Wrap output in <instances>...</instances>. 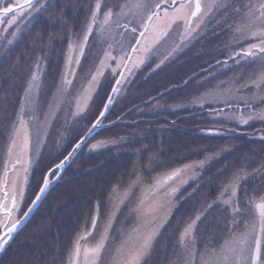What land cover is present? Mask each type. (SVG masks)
<instances>
[{
    "label": "snow or ice",
    "instance_id": "obj_1",
    "mask_svg": "<svg viewBox=\"0 0 264 264\" xmlns=\"http://www.w3.org/2000/svg\"><path fill=\"white\" fill-rule=\"evenodd\" d=\"M52 6V0H0V25L8 26L2 31L7 33L16 25L10 33L11 38L0 35V41H6L5 48L20 37L22 29L18 21L42 16ZM87 11L89 15L83 30L72 33L69 39L63 71L46 110L41 113L40 100L46 60L37 55L14 113L15 119L8 126L0 171V253L5 252L13 234L53 183L60 179L74 154L94 134V130L101 127L109 106L114 103L113 95H108L102 110L71 151L59 163L48 167L40 177L31 206L19 215L35 158L40 156L52 122L67 102L69 90L77 80V70L84 71L81 60L88 58L86 50L91 47L90 36L98 37L101 42L114 43H107L98 66L94 71L89 69L80 83V90L73 98V119L85 111L106 71L113 78L119 77L111 87V93L118 95L123 82L134 74L133 69H139L153 58L159 60L155 65L159 68L215 20L217 26L223 22L231 33L223 45L226 59L216 60V64L229 71L233 68L238 71L227 80H219L206 88L191 102L201 107L209 102L222 103L228 111L212 108L210 114L225 117L239 125L264 124V0H123L111 5L106 0H94ZM218 15L220 19H216ZM48 16L51 18L52 14ZM173 34L175 40H172ZM53 39L59 38L49 37V44ZM114 44L116 55H113ZM120 69H125L127 74ZM209 75L215 79V73ZM207 82L206 77L204 83ZM110 123L115 124V121ZM224 131L235 132L238 129L225 127ZM244 134L264 141V127ZM59 138L63 140L62 133ZM108 143L115 141L98 140L90 150ZM155 159V154L149 157L150 166ZM207 159L209 157L158 173L150 178L149 183H145V177L134 169V179L126 185H113L106 201L94 203L92 214L84 218L72 240L67 264H146L160 230L168 223L176 193L189 179L199 175L197 169H202ZM262 172L264 165L251 173L241 167L225 177L218 186L215 200L202 204L192 216L181 221L170 264H264V196H249L245 186L250 175ZM136 189H141L139 197L135 196ZM132 201H135V207L129 213L131 222H127L128 217L124 221L119 220L122 208ZM214 205L222 207L227 214L220 218L225 232L220 235L223 242L219 245L213 244L212 237L205 240L197 235L198 222Z\"/></svg>",
    "mask_w": 264,
    "mask_h": 264
},
{
    "label": "trees",
    "instance_id": "obj_2",
    "mask_svg": "<svg viewBox=\"0 0 264 264\" xmlns=\"http://www.w3.org/2000/svg\"><path fill=\"white\" fill-rule=\"evenodd\" d=\"M75 2L76 5L80 4L78 0H75ZM54 4L58 3L54 2L53 5ZM60 10H62L61 15L67 20L68 16L72 15V13L64 7H58V11ZM47 11H49V7ZM76 11L74 14L77 13ZM46 14L47 12L44 15ZM44 15H38L36 20L42 19L44 22ZM71 21L72 20H69V22ZM28 29L29 32L31 29L30 27ZM198 37H200V35ZM198 37L194 40H198ZM21 41L17 43L15 47L7 51L8 53L4 59L0 60V93L3 95L4 92L10 89V92H14L15 95H17L15 98H19L21 94L16 93L13 89L24 84V77H26V70H28V63L23 62L21 59L14 58L13 55L14 52L20 48L22 44ZM155 60L156 59L153 58L151 62H148V67L154 65ZM211 60H208L206 63ZM8 63H19V65L17 69L14 68L11 70L12 72L8 70V74H5L4 70L6 68L4 67H6ZM50 64L51 62H48L46 65L47 68L45 69L42 80L41 93L44 85L47 83L49 88L52 87L51 82L54 77L56 78V74H60L58 68L55 70ZM203 65L204 64H200V67H203ZM165 68L166 66L156 71L154 70V72L151 73L152 77L157 79L156 75L164 72ZM177 68L178 70H185L184 67ZM170 70L173 71V67ZM232 71L236 72L238 70ZM223 74L227 73L225 72ZM101 81L102 80H100L96 92L92 95L93 99L98 94V104L91 107L92 99L89 101L88 107L85 110L92 109L91 112L88 111V116H84V114L81 113L78 122L83 125L79 132L73 133L70 139L71 144L64 146L66 148L61 152L60 156H43L44 152L49 149L48 139L52 137L51 132L48 134V138L41 149L40 156L37 157V161L33 167V173L27 190L28 194L24 201V209L28 207L30 201L37 192L38 181L40 177L45 174L47 168L54 163H58L63 158L71 149V145L81 137L84 130L92 124L99 111L102 110L104 98L103 93L101 95L99 94ZM156 81L159 82L161 79H157ZM192 81L187 83V90L191 88ZM179 82L181 83V81H177V83ZM131 84L132 83L129 82L127 84L128 86L125 85V88H123L127 91ZM170 84H172V82L166 84L161 89L166 88ZM142 87L144 86L141 85L140 88ZM159 90H155L150 94L146 93L144 95H139V97L136 93L134 95L129 93L130 96H122L123 98L121 97L119 99H117V96L116 99H114V108L112 106L110 109L107 120H113L118 115L122 114L124 109L132 107L135 103L145 101V99L155 95ZM16 103L13 111L10 113V116L13 118L15 117V108L18 109ZM73 107L75 108V104ZM119 109L120 111H117ZM166 115L172 119L177 117L169 113H158L156 115H151L153 118H156L155 121H142L135 125L127 124V128L124 129L121 127L120 129L117 128L112 130L110 128L103 130L100 134L104 132H112V135L126 133L128 139L121 143V147H126L128 151L124 154H116L107 149H104L102 154H98L94 151L91 153L83 151L63 175L61 178L62 180L51 187V192L45 198L40 208L35 212L36 214L32 217L28 225L23 228L13 242L10 243L9 257L13 262L12 264H65L64 256L71 248L72 240L76 232L79 231V225L84 223L85 217L92 214L94 203L96 201H101V203L106 201L113 185L118 183L125 185L130 179H133L136 160H139L140 165L145 169L147 166L146 158L153 154H159L162 157V160L157 163L158 166L156 165V170H159L160 168L174 164V161H178L182 164L190 163L191 161L205 160L206 157H209L202 170L199 171L200 175L182 190V196L176 209L169 217L168 223L161 229L160 235L154 245V250L146 261V264H170V260L174 253V245L176 244L178 233L182 227L181 221L192 216L202 204L215 200L219 184L225 177L230 176L232 172L238 168L245 167V169L251 173L253 169H255L256 163L257 165H264V141L258 138H252L250 135H245L244 133L246 132H225V128L204 126L203 124H210L212 120H199L197 116L191 115L189 119H178L174 122L169 120V118H164ZM254 124L260 125L259 122H255ZM53 127L54 126L50 129ZM70 127L67 129V132ZM135 127L139 128V132L142 133L134 136L132 129ZM237 127L242 131L246 128L244 125ZM7 129L8 127H6V124L0 126V148L4 146ZM209 129H212V131H209ZM145 146H147V150H145ZM137 149L140 151L137 152ZM257 184L264 186V174H254L247 178L245 186L248 189L249 196L257 195ZM226 215L222 207L214 205L213 208L209 209L205 216L202 217L201 221L198 222L199 231L197 235L205 238V240L208 237H212L214 245L222 243L223 241L220 239V235L225 232V229L223 228L220 218ZM42 229L44 230L43 233ZM2 257L3 256H0L1 260H3Z\"/></svg>",
    "mask_w": 264,
    "mask_h": 264
},
{
    "label": "rangeland",
    "instance_id": "obj_3",
    "mask_svg": "<svg viewBox=\"0 0 264 264\" xmlns=\"http://www.w3.org/2000/svg\"><path fill=\"white\" fill-rule=\"evenodd\" d=\"M56 1H58V0H56ZM56 1L54 0L53 3ZM78 1L80 2L79 5H76L75 0H62V4H63L62 6H64V7L67 6V9L69 10V12L72 13L71 16H68V21L72 20L71 22H69L68 27L70 29L71 28H74V29L79 28L80 29L79 32H81L83 30V26L86 22V17L89 15L87 9L89 8V6L91 4L94 3V0H88V1L78 0ZM106 2L109 5H111L112 3L123 2V0H106ZM75 11L77 12L76 14H74ZM49 13L52 14L51 11ZM49 13H47L46 15L43 16L44 22L42 20H40V21L38 19L36 20V18L35 19H23L22 21H18V25L22 29V31L20 33V37L12 45H8L7 48H5L6 41H4V43L2 45V49L0 47V59L1 58L4 59V57L8 53L7 51H9L12 47H15V45L22 40L21 41L22 44L20 45V48H18L13 54L14 58L21 59V60H23V62L28 63V66H27L28 70H26V74H25L26 77H24V82H23L24 84H22L21 86H17L16 88L13 89L16 93H20L21 96L23 94V90H24V87L26 85V81H27V79L31 73V70H32L31 66H32L33 62L35 61L37 55H41L45 58V60L47 62H51L50 65H52L55 68V70L58 68V71H60V73L63 71V67H64L63 64L65 62V58H64L65 53L62 52V54H59L57 52L58 49H56L54 47V44L48 43V41H49L48 37L50 36V32L55 31V29L58 25V22L61 20L63 21V19H57V17H60L61 12H60V15H54V16L52 15L51 18H49V16H48ZM216 19H220V16L218 15L216 17ZM33 23H37V24H33ZM210 25H211V32L214 33L215 38L213 40L206 42V43H209V47H207V48L211 51L216 49L214 52L215 59H219L221 57L226 58V56L224 55L223 45L226 42H228L231 33L226 29L223 22L219 26H217L215 24V20H212L211 23H208V28ZM5 27H8V26L6 24L0 26V35L11 38L10 33L15 30L16 25H13L11 28H9L7 33L2 31V29ZM29 27L31 30L28 32ZM51 27H54V29H52ZM207 32H208V30H205L203 33H207ZM202 34H200V36ZM24 35H26V36H24ZM37 37L43 40L42 48L40 50H37V45H36L37 40H35ZM117 37L119 38V36H117ZM117 37H116V39H118ZM175 39H176L175 34H173L172 40H175ZM108 43H114V41H108ZM195 45H196V41L194 39L191 40V42L188 43L186 47H183L182 51H178L176 54H174L173 57H171V58H169V60L165 61V63L163 65H161L159 68L155 67V65L157 63H159V62H156L154 65V69L152 70L151 73H153L154 70L156 71L158 69H161L162 67H165L167 64L175 61V58H179L181 55H182L181 58L185 59V60L187 59V57L193 56L194 55L193 53H195L197 51V46H195ZM207 46H208V44H207ZM54 49H56V50H54ZM106 49H107V43L105 44V49H102L101 51L99 49V52H97V53L94 49L90 48L88 50V54H87V56L90 59L89 63L93 64L96 60H98V62H99V60L103 57V52ZM47 51H48V54H47ZM115 51L116 50H115V44H114L113 55H114ZM2 53H3V55H2ZM179 54H181V55H179ZM224 58H221V59H224ZM197 64H199L198 61L196 62V65ZM18 65H19V63H13V64L8 63L6 65V67H4V68H6L5 69L6 71L4 70L5 74H8L7 73L8 70L11 71L14 68L17 69ZM113 66H115V65H113ZM87 68H88V66H87ZM87 68H86V70H87ZM171 68L172 67H166L164 69V72H162L161 74L158 75V77L161 79V81L155 83V85L152 86V88H150V90L147 91L148 94L153 93L157 89H161L166 84L171 83V82H172V85L176 84L177 81H181V83L185 82L186 79L188 78L187 73H189L190 72L189 70L193 67H191V68L187 67L186 70H178L177 67L173 66V71L170 70ZM223 69L224 68L219 67L212 72L208 71L209 72L208 74L199 75V77L197 78V79H199L198 83H196V81H193L192 88H190L188 90H187L188 87L173 89L171 91L166 92V94H163L162 96L155 98V100H153L149 103H145L143 106L136 108L133 111H131L129 116H128V119L129 120H135V119L143 120L148 115L156 114V112H160V111H167V110L173 111L174 110L177 112L176 107L178 105L184 106V104L189 102V100L191 99V98H188L190 94L197 93L199 90L201 91V93H203L206 90V88H209V87L215 85L217 81L227 80L229 77L233 76L235 73V72H230L227 74H221L219 71H222ZM136 70L137 69H133L134 74L128 76L127 80L123 82L124 83L123 86L127 85L131 80H133V77L136 73ZM120 71H121V69H120ZM87 72H88V70H87ZM210 73H215V74L218 73V76L216 75L215 79H212V77L209 75ZM108 75H110V74L108 71H106L104 74L105 78H108ZM103 77H102V79H103ZM206 77H207L208 82L204 83ZM197 79H195V80H197ZM55 81H56V78L54 77L53 81L51 82L52 87L49 88V86L46 83L43 87L42 93H40L41 113L46 110L47 102L51 99V95L55 91V87L58 83ZM77 81H78L77 83L80 82L79 80H77ZM201 85H203V86H201ZM76 88H77V90H76ZM73 90H76L78 92L80 90V84H79V86H75V88L73 85V88L69 90V93H70V91H73ZM15 96H17V95H15L14 92H10V89L7 90L6 92H4L3 95L0 93V126L1 125L4 126L6 124V127H8L10 125L11 121L15 119V117L13 118L10 116L11 115L10 113L13 111L16 101H17V103H16L17 107L19 106V101L21 98V96H19V98L18 97L15 98ZM68 96L69 95H67V97H66L67 101L69 98ZM17 98H18V100H17ZM178 98H181V99L188 98V100L185 101V103H179L178 102L177 104H172L173 103L172 101H177ZM209 103H205L204 106H206L208 108L224 106L222 103H210V104ZM192 104L193 103L191 102L190 105H192ZM15 109L17 110V108H15ZM179 109H181V108L179 107ZM16 110H14V111H16ZM74 110H75V108L73 109V111ZM87 111L88 110H85L82 113L85 115L86 114L85 112H87ZM72 112H71V107L68 106L67 103H65L62 106V111L57 113L56 119L52 122V126H54V127L52 129H49V133L50 132L52 133V135H51L52 137H50L48 139L49 149L44 152L43 156H50V155L60 156L61 152H63L65 150L64 146L71 144L70 143L71 140L69 141L70 135L74 132H78L80 130L81 126L83 125L82 123L79 124V122H78L79 116L75 118L77 120H73L72 115H71ZM41 119H43L42 115H41ZM232 122L237 124V122H235V121H232ZM260 125H262V124H260ZM70 126H75V127H73L72 130L69 131V135H68V134H66V130ZM126 126L127 125H115L111 129L112 130L117 129V128L120 129L121 127L124 129V128H127ZM252 126L253 127L254 126L259 127L256 124L251 125V127ZM139 131H140V129L137 127L132 129V133H134V136L136 134L138 135L140 133ZM61 133L63 134V140H60V138H59ZM110 134H113V133L111 132ZM122 137L124 138V140H123L124 142L126 139H128L127 135L122 136ZM47 138H48V136H47ZM120 138H117V139H120ZM103 139H106V138H103ZM100 140H102V139H100ZM5 143H6V140H4V145H5ZM107 145H109V143ZM90 147H91V144H90ZM109 148H112L114 150L113 152H115L116 154H124L125 152L128 151V149L126 147H120V146H114V147H109ZM87 149H90V148L88 147ZM0 150H2V151H0V156H1L0 157V171H2L3 162H4V146L2 148H0ZM146 159H147V161H149V157H147ZM36 161H37V157L35 158V163H36ZM154 161L155 160L152 161L151 166L149 165V162H148V167L146 168L148 170H146L145 172L142 170V165H140L139 160H136V163L134 164L135 165L134 169L139 170L141 172V174L145 177V183H149L150 178L154 177L158 174L155 170L156 164L154 163ZM35 163L33 164L32 169H33ZM261 165H263V164L257 165V163H256L255 169L260 168ZM32 173H33V170H32ZM159 173H161V172H159ZM262 174H264V172H262ZM30 178H31V176H30ZM133 179H134V175H133ZM189 180H191V179H189ZM27 192L28 191H26V194H27ZM140 195H141V189H136L135 190V196L139 197ZM260 196H264V186L257 184V195H256V197L259 198ZM108 197H109V195H108ZM108 197L106 199H108ZM176 202H177V200L174 197V203H176ZM134 207H135V201L128 203L127 207H123L121 210V213L119 214V220L124 221L125 217H128L127 222L130 223L131 217L129 216V213H130V210ZM172 209H171V212L173 211ZM170 215H171V213H170ZM117 227H119V224L117 225ZM43 231L44 230L42 229V233H43ZM160 232H161V230H160ZM68 252L69 251H67V254H65V256H64L65 262H66V259L68 256Z\"/></svg>",
    "mask_w": 264,
    "mask_h": 264
},
{
    "label": "flooded vegetation",
    "instance_id": "obj_4",
    "mask_svg": "<svg viewBox=\"0 0 264 264\" xmlns=\"http://www.w3.org/2000/svg\"><path fill=\"white\" fill-rule=\"evenodd\" d=\"M53 2V1H52ZM58 4H54L53 5V7H49V11H47V13H49L50 11L52 12V15L54 16V15H60V12L62 11V10H60V11H58V7H64V6H62L63 4H62V0H58V1H56ZM60 4V5H59ZM66 10H67V6H65L64 7ZM69 11V10H68ZM60 17H62V19H63V21L61 20V21H59L58 22V25H57V27H56V29H55V31H52V32H50V36L49 37H53V38H56V37H58L59 39H53L52 41H51V43H53L54 44V47L56 48V49H58L57 50V52L59 53V54H62V52L63 53H66V51H67V48H68V42H69V39H70V37H71V35H72V33H79V28H77V29H74V28H69L68 26H69V21L66 19V18H64L63 17V15H60ZM39 21L40 20H42V19H38ZM52 29H54V27H51ZM207 30H208V32L207 33H203L200 37H198L199 39L198 40H196V45L195 46H197V51L195 52V53H193L194 55L193 56H191V57H187V59L185 60V59H182L181 57L182 56H180L179 58H175V61H173V62H171V63H169L168 65H166V67H173V66H176V67H184L185 68V70L187 69L186 67H188V68H191V67H193V68H191L189 71V73H187V76H188V78H190V77H192V76H195L194 78H192L190 81H196V83H198V81H199V79H197L198 77H199V75H202V74H208L209 72L208 71H210V72H212V71H214L215 69H217V68H219L220 66L219 65H217L216 64V60H224V59H226V58H224V57H221V58H224V59H221V58H219V59H215V57H214V52H215V50L216 49H214L213 51H211V50H209L207 47H209V43H206L207 41H210V40H213L215 37H214V33L213 32H211V25L209 26V28L207 27ZM94 36H95V32H94ZM49 37H48V39H49ZM118 38V37H117ZM119 39V38H118ZM197 39V38H196ZM35 40H37L36 41V45H37V50H40L41 48H42V43H43V40L42 39H40V38H36ZM3 43H4V41H0V47H1V49H2V45H3ZM48 43H49V41H48ZM107 43H108V41H107ZM171 43V41H169V44ZM105 44H106V42H101L100 40H99V38L97 37L96 39H94L92 36H90L89 37V45H91V49H94L95 51H96V53L97 52H99V49H100V51L102 50V49H105ZM207 44H208V46H207ZM169 45H165V47H168ZM56 49H54V50H56ZM89 50V49H88ZM88 50H86L87 52H86V55L88 54ZM49 51V50H48ZM48 51H47V53H48ZM183 53V52H182ZM117 54V51H115L114 52V55H116ZM2 55H3V53H2ZM1 55V56H2ZM94 56V55H93ZM88 57V56H87ZM95 57V56H94ZM65 58V57H64ZM2 59V58H1ZM0 59V60H1ZM212 59V60H211ZM89 57L87 58V60H85V59H83L82 58V60H81V63H82V66H83V68H84V71L83 72H79V70H77V80H79L80 82L79 83H77L78 81L76 80V81H74L73 82V85H74V88H75V86H79V84L82 82V80L85 78V75H86V72H87V70L89 71V69H91V70H93L94 71V69H95V67L96 66H98V60H96L93 64L91 63H89ZM208 60H211V61H209L208 63H206ZM199 62V64H197L196 65V62ZM151 62V61H150ZM156 62H159L157 59L155 60V62H154V65H155V63ZM47 61H46V65H47ZM204 64L203 65V67H200V64ZM230 64H231V61L229 62ZM173 64V65H172ZM177 64V65H176ZM64 65V64H63ZM154 65H151L150 67H148V63L146 64V65H143V66H141V68H139V69H137L136 70V73H135V75H134V77H133V80H131L130 82L132 83L131 84V86H130V88H128L127 86V91H126V89H124L125 88V86H124V88L123 89H121L122 91L120 92V94L118 95V98L117 99H119V98H121L122 96H130V94L129 93H131L132 95H134L135 93H136V95H138V97H139V95H144V94H146L147 93V91L148 90H150V88H152V86H154L155 85V83H157V79H160L159 77H158V75H156L157 77V79H155L154 77H152V74H151V72H152V70L154 69ZM87 66H88V68H87ZM46 67L47 66H45V69H46ZM198 67H200V68H198ZM86 68H87V70H86ZM122 70V69H121ZM232 70H237V69H232ZM228 71V70H226V68H224L222 71H219L221 74H223V73H230V72H235V71ZM175 72V71H174ZM216 75L218 76V73H216ZM187 78V79H188ZM59 79H60V75L59 74H57V77H56V82H59ZM115 79H118V76L117 77H115V78H113L112 76H110V75H108V78H105V76L103 77V79H101L102 81H101V88H100V95L103 93V98H104V100H103V102L105 103L106 102V97L108 96V95H110V93H111V87L112 86H114V80ZM186 79V80H187ZM195 79H197V80H195ZM156 81V82H155ZM190 81H188V83L190 82ZM192 81V82H193ZM58 84V83H57ZM182 83H176V84H174V85H172V84H170V85H168L166 88H164V89H157V90H159L157 93H155V95H152V96H150V97H148L147 99H145V101H143V102H138V103H135L132 107H129V108H126V109H124V112L122 113V114H120V115H118L116 118H114L113 120H111V121H116V120H118V119H120V121L118 122V124H116V125H127V124H133V125H135L136 123H138V122H142V121H155L156 120V118H153L151 115H156V114H158V113H164V114H167V113H169L170 115H176L177 117L175 118V119H172V118H170L169 116H164V118H169V120H172V121H174V122H176L175 120H178V119H189V117L192 115V116H197V118L199 119V120H203V121H208V120H212L211 121V123L210 124H203L204 126H214V127H219V128H225V127H227V128H237L238 129V131H236V132H238V133H244V132H246V133H252L253 132V129L255 128V129H259V128H262V127H264V124H262V125H258L259 127H257V126H246V128H244V130L242 131L240 128H238L237 126H240L238 123L237 124H235V123H233L232 121V123L230 122V121H228L225 117H222V116H215V115H212V114H210V109H212V108H215V109H221V108H223L224 109V111H228V109L227 108H225L224 106H221V107H210V108H208V107H206V106H203V107H201L199 104H192V105H190V103H191V101H192V99H193V97L194 96H197V95H199L200 93H201V91L199 90L197 93H192V94H190L189 95V97L188 98H191L190 100H189V102L188 103H186V104H184V106H180V105H178L177 107H176V109H177V112L176 111H170V110H167V111H160V112H156V114H150V115H148L147 117H145V119H143V120H140V119H135V120H129L128 119V116H129V114H130V112L131 111H133L134 109H136V108H139V107H141V106H143L145 103H149V102H151V101H153V100H155L154 98L157 96V95H159L160 93H163V92H165L166 90H168L169 88H171V87H173V86H178V85H181ZM130 85V84H129ZM141 85H143L144 87H142V88H140V86ZM187 85L188 84H186V86L185 87H187ZM191 88H192V85L190 86ZM78 88V87H77ZM77 88H76V90H77ZM76 90H73V91H70V93L68 94L69 96V98H68V101L66 102L67 104H68V106H70L71 107V112L73 111V105H74V103H73V98L77 95V91ZM76 91V92H75ZM126 91V93L124 94V92ZM124 94V95H123ZM166 94V93H165ZM123 98V97H122ZM188 98H184V99H181V98H178L177 99V101H172L173 103L172 104H177L178 102L179 103H185V101H187L188 100ZM98 94L95 96V98H93L92 99V106L91 107H93V106H95V105H97L98 104ZM94 101V102H93ZM211 103V102H210ZM209 103V104H210ZM113 106V105H112ZM90 107V108H91ZM179 107L181 108V109H179ZM113 108H114V106H113ZM202 108V109H201ZM92 110V109H91ZM91 110H88V111H90L91 112ZM85 112L86 114L84 115V116H88V114H89V112ZM117 111H120V109L119 110H117ZM203 112H206V113H203ZM180 113H182V114H180ZM108 117H109V114H108ZM108 117H106V119H105V121H104V123H110V121H108L107 119H108ZM208 119V120H207ZM94 122V121H93ZM92 122V123H93ZM254 123L255 122H253L251 125H254ZM261 124V123H260ZM182 126H184L183 124H181ZM91 126V125H90ZM89 126V127H90ZM245 126V125H244ZM73 127H75V126H73ZM73 127H70V129L72 130V128ZM70 129H69V131H70ZM106 128H104L103 130H105ZM107 129H110V128H107ZM103 130H100L98 133H96V135L85 145V147L82 149V152L84 151V152H86V153H91V152H96V153H98V154H102L103 152H104V149H107V150H109V151H114L112 148H109V147H114V146H122V144L121 143H123L124 141V139L123 140H121V139H117V138H120V137H122V136H125V135H127L126 133H124V134H118V135H116V134H114V135H112V134H110V133H106V132H104L103 134H100V133H102V131ZM69 131L67 132V130H66V134H68L69 135ZM80 131V130H79ZM78 131V132H79ZM85 132H86V130H84V132L81 134V136L82 135H84L85 134ZM140 133H142V132H140ZM72 136H73V133L71 134ZM70 135V137H69V141H70V139H71V136ZM128 136V135H127ZM103 138H106V139H108L109 141H115V143H109V145H104V146H102V147H100V148H98V149H95V150H90V149H87L88 147L90 148V144L92 145L93 143H96L98 140H100V139H103ZM253 138V137H252ZM68 142V141H67ZM76 142V141H75ZM74 142V143H75ZM74 143L71 145L72 147H73V145H74ZM72 147H71V149H72ZM66 148V147H65ZM71 149L69 150V151H71ZM68 151V152H69ZM67 152V153H68ZM81 152V153H82ZM66 153V154H67ZM80 153V154H81ZM65 154V155H66ZM79 154V155H80ZM64 155V156H65ZM63 156V157H64ZM156 157H157V159H155V161H154V163L158 166V164L157 163H159L161 160H162V157L159 155V154H156L155 155ZM148 162L149 161H147V166H146V168L148 167ZM190 163H192V161L190 162ZM183 164H188V163H180V162H175L174 161V164H172V165H169V166H167V167H164V168H160L159 170H156V167H155V170H156V172L157 173H159V172H163V171H168V170H171V169H174V168H176V167H180V166H182ZM205 165V164H204ZM203 165V166H204ZM145 168V169H146ZM203 168V167H202ZM145 169H143L142 168V170L145 172L146 170ZM202 169L201 168H198L197 169V172L199 173V171H201ZM199 175H200V173H199ZM198 175V176H199ZM63 177V176H62ZM194 179H191V180H189L188 181V183L187 184H185V185H183L181 188H180V190L176 193V195H175V198H176V200H177V202L176 203H174L175 204V206L173 207V211L176 209V206H177V204L179 203V200H180V198H181V196H182V190L184 189V188H186L188 185H190V183H192V181H193ZM24 207V206H23ZM23 207H22V209H23ZM22 209H21V212H22ZM173 211L171 212V214L173 213ZM20 215H22V213H20ZM171 216V215H170ZM169 216V217H170ZM10 248V247H9ZM9 248L6 250V252L2 255L3 257H2V259L3 260H1L0 259V264H12L13 262L11 261V259H10V253H9ZM68 258V257H67ZM65 264H67V259H66V263Z\"/></svg>",
    "mask_w": 264,
    "mask_h": 264
},
{
    "label": "water",
    "instance_id": "obj_5",
    "mask_svg": "<svg viewBox=\"0 0 264 264\" xmlns=\"http://www.w3.org/2000/svg\"><path fill=\"white\" fill-rule=\"evenodd\" d=\"M122 71H124L125 73H126V70L125 69H123ZM195 76H192V77H190L191 79L192 78H194ZM190 78H188L186 81L188 82L189 80H191ZM118 79H119V77H118ZM186 84H185V82L183 83V84H181V85H178V86H173V87H171V88H169L168 90H166L165 92H163V93H160L159 95H157L156 97H159V96H161L162 94H164V93H166L167 91H170V90H172V89H174V88H177V87H183V86H185ZM110 95H113V98L115 97V94H110ZM110 107H111V105L109 106V109H110ZM108 113L109 112H107L106 113V116L108 115ZM120 121V119H118V120H116L115 121V124H117L118 122ZM115 124H111V123H104V122H102V125H101V127H99V128H97V129H95L94 130V134L93 135H91L90 136V138L86 141V143L84 144V145H82L81 146V148L74 154V157H73V159L66 165V167H65V169L63 170V172L61 173V176L65 173V171L68 169V167L72 164V162L73 161H75V159L77 158V155L82 151V148L83 147H85V145L96 135V133L98 132V131H100V130H102L103 128H107V127H113V125H115ZM67 155V154H66ZM33 170V169H32ZM10 175H11V173H10ZM61 176H60V179L58 180V181H55L54 183H53V185L54 184H56V183H58V182H60L62 179H61ZM52 185V186H53ZM51 186V187H52ZM51 187H50V189H49V191L46 193V195L42 198V200L38 203V205L36 206V208L33 210V212L30 214V216L26 219V220H24L23 221V223H22V225L20 226V228L18 229V231L16 232V233H14L13 234V239L11 240V241H9V244L6 246V250H7V248L9 247V245H10V243L16 238V236H17V234L20 232V230H22L26 225H28L27 223L31 220V218L34 216V214H35V212L40 208V206H41V204L43 203V201L45 200V198L48 196V194L51 192ZM30 206H31V204H30ZM5 250V251H6ZM4 253V252H3ZM3 253H0V256L3 254Z\"/></svg>",
    "mask_w": 264,
    "mask_h": 264
}]
</instances>
